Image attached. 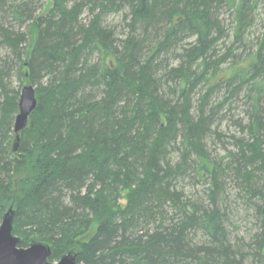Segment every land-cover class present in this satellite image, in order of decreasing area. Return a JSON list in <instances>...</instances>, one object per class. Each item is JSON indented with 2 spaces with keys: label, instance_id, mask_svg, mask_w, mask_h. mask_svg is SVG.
<instances>
[{
  "label": "trees",
  "instance_id": "obj_1",
  "mask_svg": "<svg viewBox=\"0 0 264 264\" xmlns=\"http://www.w3.org/2000/svg\"><path fill=\"white\" fill-rule=\"evenodd\" d=\"M52 1L45 16L35 17L30 1L0 0V215L15 209L19 247L45 242L50 261L73 250L78 262L90 264H264L263 208L255 210L258 230L250 240H234L230 212L219 199L222 166L205 143L212 131L208 96L219 83L236 85L231 94L247 84L253 110L233 170L250 180L253 167L246 166L264 165L263 41L244 64L234 61L231 74L212 80L225 62L216 53L224 34L217 10L231 6L239 37L258 0ZM88 3L93 18L84 24ZM123 3L131 33L119 40L102 14ZM25 18H32L35 35L28 60L29 35L9 24ZM186 33L196 41L184 50L185 65L173 69L178 78L169 97L161 92L155 55ZM13 72L37 97L17 150L12 133L20 90L8 86ZM201 82L209 87L194 114L191 95ZM179 139L174 166L169 159ZM192 161L199 179H211L207 201L183 202L177 192ZM259 194L263 200L264 190Z\"/></svg>",
  "mask_w": 264,
  "mask_h": 264
},
{
  "label": "rangeland",
  "instance_id": "obj_2",
  "mask_svg": "<svg viewBox=\"0 0 264 264\" xmlns=\"http://www.w3.org/2000/svg\"><path fill=\"white\" fill-rule=\"evenodd\" d=\"M33 3V13L35 17H43L52 8V0H27ZM74 1V0H73ZM85 2V0H80ZM227 0H225L226 3ZM109 6V0L104 1ZM73 2L70 3V5ZM84 9L81 12L80 20L84 24H89L93 18V13L90 11L91 3L85 4ZM99 8L95 12H99ZM130 8L128 3H123L122 8H110L102 14V24L109 27L115 33V37L119 40L125 39L130 33V27L128 22L130 21L128 14ZM219 21L224 28V34H222L216 48V53L220 56H224V63L217 70V78L215 77L213 82L222 76L226 77L228 73H232L228 68L234 63L239 61L244 64V59L256 52L260 44L264 43V0H258L257 7L251 15V23L248 29H245L239 34V37L235 36V14L233 9L228 4H222L217 10ZM2 16V15H1ZM128 17V18H127ZM32 18H25L20 23L15 20H11L10 25H14L16 32H23L29 35L27 42V55L25 59L30 57L31 50L35 42V35L32 36ZM139 37L142 35L140 28H137L135 32ZM32 37V38H31ZM196 41V37L192 35L182 34L179 44L173 45L169 49H164L159 54L155 55L154 64L157 69V77L160 78L161 92L169 97L172 96L171 90L176 88V82L178 76L175 74V68L181 65H185V57H183L184 50L191 47ZM23 42L22 45H25ZM261 47V46H260ZM148 50L145 49L142 57L146 56ZM264 52V47H263ZM5 53V48H0V54ZM98 58V54L93 53L90 57L91 62H95ZM215 57L214 59H216ZM239 62L236 64L239 65ZM48 77L44 78L46 81ZM221 82V81H219ZM29 81L24 79L23 81L17 76L16 73H12L8 80V86L12 89H19L20 94L24 85ZM219 87L212 95L208 96L207 109L208 114L212 116L211 120V132L206 137V150L210 154L211 158L218 163L220 170V194L219 199L223 204L227 206L231 216V230L232 238H243L245 242H248L251 236L258 230V221L255 217V210L258 206L264 207V199L262 200L259 190H264V165H260V162H256L253 166L247 165V170L251 171L250 180L245 179L244 176L237 174L236 169L239 164L236 162V158L240 153V142L242 139H248L247 129H242L248 122L249 116L253 110L252 100L248 93V85L245 84L233 94L231 90L233 87H237L234 84L219 83ZM209 85L201 82L197 86L194 92H192L191 100L193 103L192 112L198 113V104L201 102L203 94H206ZM218 101H223L221 107L218 108ZM215 107V109L213 108ZM214 109V110H212ZM15 122V120H14ZM14 127V123H13ZM12 133V132H11ZM14 134V131L12 133ZM14 137V136H13ZM15 140L13 139V142ZM180 139L173 148V152L169 161L172 165H176L181 160ZM192 159H196L193 156ZM190 164V163H189ZM189 164L187 167L186 176L181 177L176 182L177 192L180 193L181 200L183 202H191L196 198H203L205 201L208 199L209 191L206 189L211 188V179H199L194 173L193 161L191 167ZM260 165V166H259ZM195 166V165H194ZM127 190L121 192L120 203L125 206L128 202ZM2 215H0V225L2 223ZM96 224L90 229L89 235H93L95 232Z\"/></svg>",
  "mask_w": 264,
  "mask_h": 264
},
{
  "label": "water",
  "instance_id": "obj_3",
  "mask_svg": "<svg viewBox=\"0 0 264 264\" xmlns=\"http://www.w3.org/2000/svg\"><path fill=\"white\" fill-rule=\"evenodd\" d=\"M36 107L35 87L31 84H26L21 90L18 102L19 110L14 122V132L16 134L14 150L18 149L20 133L27 127L29 117ZM14 216L15 209L10 207L2 217L0 225V264H90L78 262L76 253L73 250L63 254L57 262H51L49 258L52 255V249L45 242H33L27 247H19L18 244L21 238L13 234Z\"/></svg>",
  "mask_w": 264,
  "mask_h": 264
},
{
  "label": "bare ground",
  "instance_id": "obj_4",
  "mask_svg": "<svg viewBox=\"0 0 264 264\" xmlns=\"http://www.w3.org/2000/svg\"><path fill=\"white\" fill-rule=\"evenodd\" d=\"M51 262H57V260L56 261H51Z\"/></svg>",
  "mask_w": 264,
  "mask_h": 264
}]
</instances>
